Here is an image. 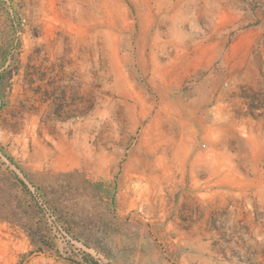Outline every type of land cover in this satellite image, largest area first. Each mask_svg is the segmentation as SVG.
<instances>
[{
  "label": "rangeland",
  "instance_id": "1",
  "mask_svg": "<svg viewBox=\"0 0 264 264\" xmlns=\"http://www.w3.org/2000/svg\"><path fill=\"white\" fill-rule=\"evenodd\" d=\"M0 264H264V0H0Z\"/></svg>",
  "mask_w": 264,
  "mask_h": 264
},
{
  "label": "built area",
  "instance_id": "2",
  "mask_svg": "<svg viewBox=\"0 0 264 264\" xmlns=\"http://www.w3.org/2000/svg\"><path fill=\"white\" fill-rule=\"evenodd\" d=\"M82 249L85 251V253L90 252L92 255H94V253L92 251H90V249L87 248L86 246L83 245Z\"/></svg>",
  "mask_w": 264,
  "mask_h": 264
}]
</instances>
